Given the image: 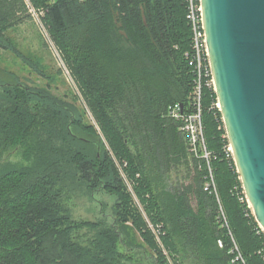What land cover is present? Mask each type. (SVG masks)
<instances>
[{
  "label": "trees",
  "instance_id": "1",
  "mask_svg": "<svg viewBox=\"0 0 264 264\" xmlns=\"http://www.w3.org/2000/svg\"><path fill=\"white\" fill-rule=\"evenodd\" d=\"M29 2L43 13L102 136L77 97L55 92L54 76L13 36L28 18L25 0H0V54L45 81L23 82L0 66V264H139L138 254L169 264L165 250L184 263L239 264L231 262L233 242L245 264H264V233L226 153L220 114L210 109L214 92L202 89L201 118L215 193L204 190L208 167L189 153L180 122L169 116L175 104L192 111L184 0ZM76 191L109 196L112 213L75 220L68 201Z\"/></svg>",
  "mask_w": 264,
  "mask_h": 264
},
{
  "label": "water",
  "instance_id": "2",
  "mask_svg": "<svg viewBox=\"0 0 264 264\" xmlns=\"http://www.w3.org/2000/svg\"><path fill=\"white\" fill-rule=\"evenodd\" d=\"M215 95L232 159L264 232V0H200Z\"/></svg>",
  "mask_w": 264,
  "mask_h": 264
},
{
  "label": "rangeland",
  "instance_id": "3",
  "mask_svg": "<svg viewBox=\"0 0 264 264\" xmlns=\"http://www.w3.org/2000/svg\"><path fill=\"white\" fill-rule=\"evenodd\" d=\"M27 15L28 18L24 20V22L17 28V31L12 32L13 36H15L17 42L20 44V47L27 52H32L33 55L38 59L41 66L46 69V71L54 76V80L52 87L55 92L60 95H68L70 94L74 97L76 96L78 99V104L84 109L85 120L88 124L92 125L98 134L99 127L97 126L93 116L89 112L85 103L82 100L81 93L79 91L78 86L75 81L72 79L69 70L65 66L61 55L50 38L46 27L42 23L41 17L43 13L41 11H37L29 2V0H25ZM0 66L8 68L9 71L16 73L21 77V80H26L27 83L34 82L40 85H45V81L38 78L35 74L29 72L26 68H23L21 64L12 58L11 55L8 54H0ZM60 70V71H59ZM60 73L58 76L56 72ZM24 82V81H23ZM70 93V94H69ZM70 98V97H69ZM77 103V102H76ZM102 136V135H101ZM103 140V139H102ZM103 143L107 150L110 153V157H112V152L109 149L108 144L103 140ZM114 158V157H112ZM117 161V160H116ZM113 160V163L117 169H119V173L121 171V164ZM123 175V174H122ZM121 175V176H122ZM126 192L129 194L131 198V204L133 208H135L144 223L147 225H154L149 218L146 216L142 205L139 203V200L131 186V184L124 183ZM72 189V188H71ZM73 190V189H72ZM112 199L105 195L104 193H96L94 195V199L90 196H86L76 191L69 193V201L68 206L70 209V214L77 221H96L103 216H109L112 213ZM91 234V233H90ZM89 234V235H90ZM165 257L169 264H192L188 259L185 260V263L182 262L183 255L180 254L179 257L175 255L168 254L167 250H165ZM139 264H149V260L147 257L141 256L138 254L135 258Z\"/></svg>",
  "mask_w": 264,
  "mask_h": 264
},
{
  "label": "built area",
  "instance_id": "4",
  "mask_svg": "<svg viewBox=\"0 0 264 264\" xmlns=\"http://www.w3.org/2000/svg\"><path fill=\"white\" fill-rule=\"evenodd\" d=\"M184 3L186 6L185 19L187 21V24L190 27V52L185 53V57L189 62V66L193 68V71L196 77L193 82V90H192V95H191L192 111L184 113L181 110V107L178 104H175L170 109L169 116L180 122L179 129L186 138L189 153L194 158L203 160L208 167V171H209L208 181H206L204 185V190L209 191V192L213 191L215 193L213 176L211 173V169L209 167V161L211 158V154L206 149L202 118H201L202 89L204 87L207 89H210L211 91L214 92V94H215V89H214V83H213V78H212V72H211V68L209 64L208 50H207L205 33H204V28H203V23H202V10H201L200 0H184ZM210 109H213V110L215 109L220 114V108H219L217 98H215V101L211 104ZM220 119L222 122L221 115H220ZM223 129H224V125H223ZM223 138L226 139L227 141V146L225 148L226 153L228 154V156L230 155L232 159V152H231V148H230L226 133L223 135ZM121 175H122V172H121ZM122 177L124 178V175H122ZM247 206H248V203H247ZM219 218H220V221L221 220L222 222L224 221V215L222 212H220ZM224 223L225 222H223V225ZM148 227L153 233V235L155 236L157 244L160 247H162L160 243V239H159V235H160L159 231L155 228V226L151 224H148ZM218 245L222 247L221 241H218ZM229 252L232 256V259H231L232 263L236 262L239 264H245L244 258L242 254L240 253L237 245L234 242Z\"/></svg>",
  "mask_w": 264,
  "mask_h": 264
}]
</instances>
